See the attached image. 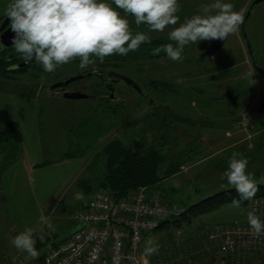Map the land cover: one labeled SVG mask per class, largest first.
I'll return each instance as SVG.
<instances>
[{
    "label": "rangeland",
    "instance_id": "rangeland-1",
    "mask_svg": "<svg viewBox=\"0 0 264 264\" xmlns=\"http://www.w3.org/2000/svg\"><path fill=\"white\" fill-rule=\"evenodd\" d=\"M250 1L225 0L234 5V10L243 11V15ZM212 2L213 0H179L181 6L178 13L179 23L200 13L201 5ZM170 30L171 27L166 28L164 32H148L151 41L159 38L160 42L151 45L145 43L144 47L139 49L140 56L136 59L132 58L137 55V51L129 52L128 61L123 65L127 74L140 83L147 91L146 95L150 94V98L156 104L143 101L130 89L125 91H128L125 101L99 97L95 94L89 98L66 99L53 93L49 94L45 89L41 90L48 81L78 74L93 68L97 63L84 70L79 68L78 61L64 64L53 72L54 75L45 73L37 62L19 71L0 73V86L28 89L38 95L41 94L42 108L37 121L42 137V163L33 173V204L29 220L33 223L38 222L41 215L51 219L56 230L50 231L44 227L47 245L61 242L79 228L80 224L74 219V214L82 203L89 200L91 190L100 188L98 185L106 173V154L103 147L114 138L121 139L128 146L144 139L158 144L165 143L164 153L186 158L181 161L180 169L176 173L165 177L170 178L168 183L165 182L155 188L162 192L170 206L179 209L183 205L188 207L213 193L232 187L223 177V173L228 168L233 152L242 153L249 160L247 172L252 174L257 182L264 176V111L257 118L254 127H234L235 121L230 120L238 118L239 113L241 119L250 115L254 106L264 96L263 81L253 75L254 84L248 82L246 74L253 70L250 67L245 43L241 38L235 41L239 39V32L230 35L227 43L215 53V58H211L214 59L213 62L207 61L211 67L213 64L223 63L227 69L218 70L206 77V94L213 96L219 93L220 87L231 86L233 92L228 102L206 101L199 95H192L188 79H185L188 75L179 72L183 70L180 68L183 64L181 61H172L167 56L156 59L147 56L155 47L171 42L168 39ZM246 30L254 49L255 60L264 66V1L255 5ZM144 31L147 32L146 26ZM193 45L185 47L182 61L194 64V58H191L195 50ZM220 67L222 64L217 69ZM61 68L64 69L60 70ZM79 83H82L84 88L98 85L97 79L92 77ZM157 83L160 86L155 87ZM51 96L55 99L50 100ZM4 157L12 159V163L18 158V152L10 149L4 153ZM66 158H74V164L83 160L90 175L84 180L85 184L74 183L77 181L75 179L77 170L74 169V164L70 166L63 163ZM3 162L4 159L0 163ZM167 164L163 165L161 173L166 170ZM41 172L45 173L43 182L39 176ZM87 181L90 189H82V185L86 186ZM17 194L12 200L11 207L12 215L18 218L21 199L19 192ZM114 197L120 198L115 195ZM248 204L237 209L227 202L198 215L189 222L185 218H175L177 215H172L171 217L175 219L172 221L173 226L158 230L156 234L164 233L165 237L175 238L188 234L187 231L191 230L193 223L243 220L249 211ZM5 213L6 210L0 208L1 227ZM181 213L182 210L177 214ZM152 233L146 237L144 248ZM192 254H194L192 262L189 264H235L217 249L207 253L194 251ZM253 263L261 264L260 260Z\"/></svg>",
    "mask_w": 264,
    "mask_h": 264
},
{
    "label": "clouds",
    "instance_id": "clouds-1",
    "mask_svg": "<svg viewBox=\"0 0 264 264\" xmlns=\"http://www.w3.org/2000/svg\"><path fill=\"white\" fill-rule=\"evenodd\" d=\"M115 5V7H113ZM119 9V10H118ZM179 0H10L5 15L14 33L12 46L25 63L37 62L45 73L79 59V68L87 69L112 55L126 56L151 43L148 32H168L170 43L152 49V55L164 52L172 61H182L185 47L200 41L227 40L243 23V11L225 0H213L201 5L200 13L179 23ZM121 12L124 15H121ZM128 17L137 29L145 25L147 32L133 31ZM178 25V26H177ZM96 58V59H94ZM254 72L246 76L254 83ZM249 160L242 153L233 152L223 173L240 199H233L231 207L240 209L241 201L251 200L258 191L257 181L247 172ZM264 184V176L259 180ZM243 214V211H242ZM250 232L255 237L264 234V221L250 210L246 215ZM39 239L44 240V227L55 231L49 217L41 215ZM35 229L25 228L11 239V244L35 259ZM159 250L153 239L146 242L142 253L149 257Z\"/></svg>",
    "mask_w": 264,
    "mask_h": 264
},
{
    "label": "built area",
    "instance_id": "built-area-1",
    "mask_svg": "<svg viewBox=\"0 0 264 264\" xmlns=\"http://www.w3.org/2000/svg\"><path fill=\"white\" fill-rule=\"evenodd\" d=\"M248 205L264 221V196L252 198ZM180 210L170 206L161 191L147 186L119 199L107 189H95L74 214L79 228L61 242L51 243L41 264H145L139 252L144 236ZM203 232L196 251L218 249L235 264L257 255L264 264V234L253 236L247 220L207 225ZM193 255L186 256L189 262Z\"/></svg>",
    "mask_w": 264,
    "mask_h": 264
},
{
    "label": "crops",
    "instance_id": "crops-1",
    "mask_svg": "<svg viewBox=\"0 0 264 264\" xmlns=\"http://www.w3.org/2000/svg\"><path fill=\"white\" fill-rule=\"evenodd\" d=\"M40 95L28 89L12 88L7 85L0 86V126L16 122L21 131V141L15 149L18 152V158L14 162L9 163L0 174V208L6 210V213L2 217L3 227L0 226V229H2V234H0V264H41L45 250L49 245L46 243L47 239L45 236L43 241L39 239L41 225L38 222L33 223V221L29 220L32 215L33 204V173L36 172L42 163V137L39 131V122L37 121L40 118L39 113L42 108L40 106ZM53 99L55 97L51 96L50 100ZM0 157L5 159L4 154L0 155ZM73 159L66 158L63 160V163L72 166L75 160ZM73 167L77 170V174H75L77 181H74V183L85 184L86 181L84 180L89 178L90 175L83 160L81 159L76 162ZM39 176L41 177V182H43L45 180L43 179L45 173L42 174L41 172ZM169 179H162L155 187L157 188L158 185H163L165 182L168 183ZM81 188L90 189L87 185H82ZM93 191L91 190V195ZM18 192L21 199L19 203L21 210L20 216L17 218L12 215L11 205L13 203L12 200L16 198ZM47 203L48 208V200ZM173 220H175L174 217L166 218L157 229L151 231L153 233L150 234L152 235L150 238L159 245V250L149 257L145 258L142 256L145 264L191 263L187 260L186 256L191 255L199 248L204 228L207 225L216 224L203 221L198 224L193 223L191 224V230L187 231L188 234L185 233L175 238L165 237L164 233H161V235L156 234L158 230H165L167 227L173 226ZM243 220H247V218L243 217ZM176 224L179 223L176 222ZM27 227L36 230L34 233V238L36 239L35 248L39 252V256L35 259L29 257L26 252L17 250L11 244V239ZM149 233L144 236L141 242L139 247L140 255L144 251V242L149 237ZM44 246L45 248H43ZM256 260L259 262V257L254 255L248 260L249 263L246 264H255L253 262Z\"/></svg>",
    "mask_w": 264,
    "mask_h": 264
},
{
    "label": "flooded vegetation",
    "instance_id": "flooded-vegetation-1",
    "mask_svg": "<svg viewBox=\"0 0 264 264\" xmlns=\"http://www.w3.org/2000/svg\"><path fill=\"white\" fill-rule=\"evenodd\" d=\"M9 2H10V0H0V73H6L7 71H19L23 68L30 66L31 64H33L35 62L33 60L29 64L23 66L22 68L14 69V67L16 65H18L19 63H21L23 60H21L19 58V54L15 52V49L12 46V44L8 45V46H4V45H6V42H12V38L14 36V33L10 29V25H9L10 21L8 20V22L5 23L6 19H7L6 15H5V9H6V6ZM108 2H111V0H108ZM113 7H115V5H113ZM121 15H124V13L121 12ZM128 19L130 20L133 31H137V30L144 31L145 25H141L140 28L137 29L135 24H134V19L132 17H128ZM238 32H239V30H238ZM238 37H239V39H235V41L236 40L239 41L241 38V41H243L245 43V41L241 37L240 33L238 34ZM229 38H230V36L228 37L227 41L229 40ZM216 41L217 40L200 41L197 43V47H196V44H194L193 47H195L196 52H194L195 51L194 50L192 53V56H191V58H194L193 59L195 61L194 64H192V62H190V61H187V62L181 61L183 64L180 66V68H182L183 70L180 69L181 71H179V72L180 73H186L188 75L185 79H188V85L192 89L191 92H193L192 95H199L200 98H203L206 101L225 100V101L229 102L231 100L230 97H231V94L233 92V90L230 88L231 86L225 87V88L220 87L219 93L215 94L213 96L206 94L207 93V87L205 86L207 83L205 80L206 77L208 75H211L214 72H217L218 70L224 71L225 69H227L223 63H221L222 67H220V69H217V67L221 64H213L211 67V66H209V63L207 62V61L213 62L214 59H211V58H215V53L217 51H219L227 43V41H226V43L220 49H218L216 52H214L212 54H207L206 52L208 51V49ZM159 42H160V39L156 38V39H153V41H151V43H147V44L151 45L152 43L156 44ZM161 42H162V40H161ZM143 47H144V44H142L139 49L141 50ZM245 47L247 50L248 59L250 61V67L252 68L254 75H256L260 79L261 82L263 81V85H264V78L261 76V74H259L256 71V68L252 62V59L249 56L246 43H245ZM151 53L152 52H149L147 54V56H149ZM136 54L137 55L135 57H133L132 59H134V58L136 59V57L138 58V56H140L139 50H137ZM163 56H166V54H163V55L158 54L155 56L153 55L152 57H153V59L154 58L156 59V58H160ZM76 61L79 62V59L72 61L69 64H72ZM127 61H128V55H126V56L112 55V56L106 57L103 63H101L98 59H96L97 64L93 68H89L87 70L79 72L78 74L72 75V76H78V75H82V74L91 73V75L88 77L96 78L98 85L91 86L90 88H84L83 85H81L82 83H79L80 81L86 80L88 77H84V78L75 80V81L69 83L68 85L53 87V85L55 83L65 81L66 79L72 77V76H66V77L59 78V79L54 80V81H52V80L48 81L47 83H45L44 87H41V90L45 89L46 91L49 92V94L53 93L55 95L60 96V98H63V94L66 92H75V93H83V94L87 95L86 98H89L93 94H95L99 97H104V98H108V99H115V100H119V101H125L127 98L126 93H128V91L130 89L132 92H135V94H137L143 101L150 103V104H153V103L156 104V102H154L152 100V98L147 99L145 97V95L147 94L146 93L147 91L144 88H142L140 83L135 78H133L132 76L127 74V70L125 68H123V65H126ZM257 64L264 68V66L262 64H259L258 62H257ZM69 67H70V65H69ZM65 68H67V67H65ZM63 69L64 68H61L60 70H63ZM53 75H54V73H53ZM124 76H127V77L133 79L135 81V83H137L140 86V89L136 88L134 86V83L131 84L126 78H124ZM51 78H53V77H51ZM247 79L249 82V78H247ZM245 81H246V79H245ZM155 82H156V80H155ZM254 82H255V79H254ZM158 86H160L159 83H157L155 87H158ZM126 90H128V91L125 92ZM149 95H146V96L150 97ZM237 99H233V100L237 101ZM263 99H264V96H262L261 100L258 101V103L254 106V109L252 110V113L250 115L244 116L243 119H241V115L239 113L238 118H234V119L231 118L230 120L235 121V123H236V124H234V127H241V126L254 127V123L256 122L257 118L264 111V109H263L260 113L256 114L257 108L259 107V105ZM235 103L236 102H234V104ZM220 117H222V114H220Z\"/></svg>",
    "mask_w": 264,
    "mask_h": 264
},
{
    "label": "trees",
    "instance_id": "trees-1",
    "mask_svg": "<svg viewBox=\"0 0 264 264\" xmlns=\"http://www.w3.org/2000/svg\"><path fill=\"white\" fill-rule=\"evenodd\" d=\"M165 54L161 52L160 55ZM150 56H153L150 54ZM21 131L16 122L0 126V155L10 149H16L20 144ZM165 143L148 142L147 139L136 141L132 146L126 145L121 139L114 138L105 143L103 150L106 154V173L100 180V188L111 191L116 197L124 196L128 191L147 186L156 190L155 186L165 177L176 173L181 166L184 156L164 153ZM9 157L0 163V174L11 163ZM166 170L161 173L164 164ZM258 184V191L254 197L264 196V184ZM89 186V182L86 183ZM240 199L235 188L230 187L213 193L188 207L182 206V213L175 218L191 219L213 210L224 203H231L233 199ZM250 200L241 201V205ZM170 218V217H169ZM161 225V224H160Z\"/></svg>",
    "mask_w": 264,
    "mask_h": 264
},
{
    "label": "water",
    "instance_id": "water-1",
    "mask_svg": "<svg viewBox=\"0 0 264 264\" xmlns=\"http://www.w3.org/2000/svg\"><path fill=\"white\" fill-rule=\"evenodd\" d=\"M264 0H251L245 13H244V19H243V23L240 25L239 27V33L241 35V37L243 38V40L245 41L246 43V46H247V49H248V53H249V56L250 58L252 59V62L256 68V71L261 74V76L264 78V68L261 67L260 65L257 64L256 60H255V56H254V49L252 47V43H251V40L248 36V33H247V30H246V25H247V22L252 14V11L255 7V5H257L258 3L262 2ZM8 22V18L6 19V22ZM228 39V38H227ZM227 40H217L209 49L208 51L206 52L207 54H212L214 52H216L218 49H220L225 43H226ZM12 42H6V45L4 46H8V45H11ZM30 63V62H29ZM29 63H25L24 61H22L21 63H19L18 65H16L14 67V69H18V68H22L23 66L29 64ZM91 73H88V74H82V75H78V76H72L68 79H66L65 81H61V82H57L53 85V87H57V86H64V85H68L69 83L75 81V80H78V79H81V78H84V77H88L90 76ZM124 78H126L131 84L134 83V86L136 88H139L140 89V86L135 83V81L127 76H124ZM87 95L83 94V93H75V92H66L63 94V98H66V99H83V98H86ZM145 97L148 99H151L150 97L146 96ZM264 109V99L262 100V102L260 103L259 107L257 108V112L256 114L260 113L262 110Z\"/></svg>",
    "mask_w": 264,
    "mask_h": 264
},
{
    "label": "bare ground",
    "instance_id": "bare-ground-1",
    "mask_svg": "<svg viewBox=\"0 0 264 264\" xmlns=\"http://www.w3.org/2000/svg\"><path fill=\"white\" fill-rule=\"evenodd\" d=\"M121 198V197H120ZM116 199H119V198H116Z\"/></svg>",
    "mask_w": 264,
    "mask_h": 264
}]
</instances>
